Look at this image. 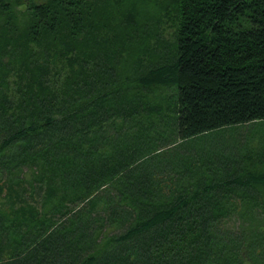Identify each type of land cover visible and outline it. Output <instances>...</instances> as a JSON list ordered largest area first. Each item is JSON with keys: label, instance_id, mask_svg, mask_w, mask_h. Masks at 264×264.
Wrapping results in <instances>:
<instances>
[{"label": "trees", "instance_id": "trees-1", "mask_svg": "<svg viewBox=\"0 0 264 264\" xmlns=\"http://www.w3.org/2000/svg\"><path fill=\"white\" fill-rule=\"evenodd\" d=\"M0 264H264V0H0Z\"/></svg>", "mask_w": 264, "mask_h": 264}, {"label": "rangeland", "instance_id": "rangeland-1", "mask_svg": "<svg viewBox=\"0 0 264 264\" xmlns=\"http://www.w3.org/2000/svg\"><path fill=\"white\" fill-rule=\"evenodd\" d=\"M239 131H240V133H243V134H244V132H246L245 128H240ZM230 132H232V130Z\"/></svg>", "mask_w": 264, "mask_h": 264}]
</instances>
